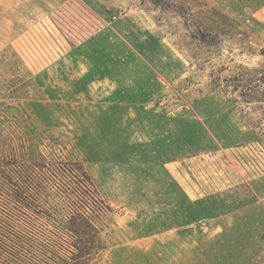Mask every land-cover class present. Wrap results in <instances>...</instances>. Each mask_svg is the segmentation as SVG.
<instances>
[{"label":"rangeland","instance_id":"1","mask_svg":"<svg viewBox=\"0 0 264 264\" xmlns=\"http://www.w3.org/2000/svg\"><path fill=\"white\" fill-rule=\"evenodd\" d=\"M0 264H264V0H0Z\"/></svg>","mask_w":264,"mask_h":264}]
</instances>
